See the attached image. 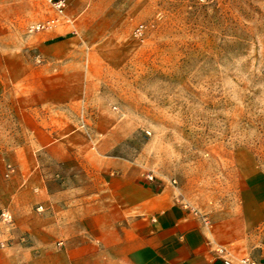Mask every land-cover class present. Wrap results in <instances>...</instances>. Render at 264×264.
Instances as JSON below:
<instances>
[{"label": "rangeland", "instance_id": "rangeland-1", "mask_svg": "<svg viewBox=\"0 0 264 264\" xmlns=\"http://www.w3.org/2000/svg\"><path fill=\"white\" fill-rule=\"evenodd\" d=\"M4 3L1 246L16 220L20 238L30 224L58 248L76 237L94 164L110 157L209 219L264 191V0H67L62 16L46 0Z\"/></svg>", "mask_w": 264, "mask_h": 264}, {"label": "crops", "instance_id": "crops-1", "mask_svg": "<svg viewBox=\"0 0 264 264\" xmlns=\"http://www.w3.org/2000/svg\"><path fill=\"white\" fill-rule=\"evenodd\" d=\"M5 6L0 0V15ZM94 166L99 185L93 199L76 209L78 220L71 224L76 237L65 238L58 248L50 239L38 238V228L30 224L34 236L20 238L25 227L16 220L15 239L0 245V264H225V258L240 264L242 257L264 264L260 188L244 193L234 216L214 220L188 207L172 183L148 179L149 172L137 161L110 157Z\"/></svg>", "mask_w": 264, "mask_h": 264}, {"label": "built area", "instance_id": "built-area-1", "mask_svg": "<svg viewBox=\"0 0 264 264\" xmlns=\"http://www.w3.org/2000/svg\"><path fill=\"white\" fill-rule=\"evenodd\" d=\"M46 1L54 6V8L57 10L60 16L64 15V11L67 5V0H46ZM56 21L57 18H53L50 20L51 24H53ZM153 178H154L153 174H148V179L152 180ZM10 221H11L10 211L0 207V235L2 234L1 223L10 222ZM1 244L4 245V242H2ZM224 262L225 264H236L233 260L227 258L224 259ZM240 264H256V263L252 261L250 258L242 257L240 259Z\"/></svg>", "mask_w": 264, "mask_h": 264}]
</instances>
